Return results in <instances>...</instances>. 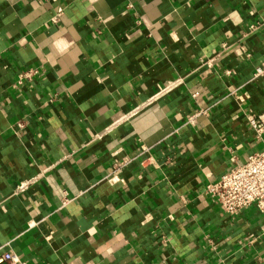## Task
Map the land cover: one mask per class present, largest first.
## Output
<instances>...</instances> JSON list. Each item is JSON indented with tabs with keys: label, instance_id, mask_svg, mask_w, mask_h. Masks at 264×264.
<instances>
[{
	"label": "crops",
	"instance_id": "crops-1",
	"mask_svg": "<svg viewBox=\"0 0 264 264\" xmlns=\"http://www.w3.org/2000/svg\"><path fill=\"white\" fill-rule=\"evenodd\" d=\"M263 60L264 0H0V247L264 264V212L204 192L264 148Z\"/></svg>",
	"mask_w": 264,
	"mask_h": 264
},
{
	"label": "built area",
	"instance_id": "built-area-1",
	"mask_svg": "<svg viewBox=\"0 0 264 264\" xmlns=\"http://www.w3.org/2000/svg\"><path fill=\"white\" fill-rule=\"evenodd\" d=\"M63 13L58 8L55 18ZM34 70L24 73L25 78H30ZM229 72H226L228 74ZM253 78L264 76V60L255 67ZM263 115H251L248 124L257 133L264 131ZM24 185L18 187L23 190ZM204 192L212 197L219 209L228 216H234L241 210L253 205L258 212H264V148L261 151L248 155L241 165L232 167L220 178L205 186ZM0 264H23L19 257L0 247Z\"/></svg>",
	"mask_w": 264,
	"mask_h": 264
}]
</instances>
